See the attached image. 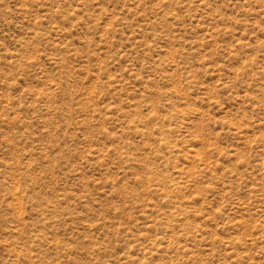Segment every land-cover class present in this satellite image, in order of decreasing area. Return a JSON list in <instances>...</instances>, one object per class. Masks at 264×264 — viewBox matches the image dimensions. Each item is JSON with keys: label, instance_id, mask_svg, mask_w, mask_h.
<instances>
[{"label": "rangeland", "instance_id": "rangeland-1", "mask_svg": "<svg viewBox=\"0 0 264 264\" xmlns=\"http://www.w3.org/2000/svg\"><path fill=\"white\" fill-rule=\"evenodd\" d=\"M0 264H264V0H0Z\"/></svg>", "mask_w": 264, "mask_h": 264}]
</instances>
